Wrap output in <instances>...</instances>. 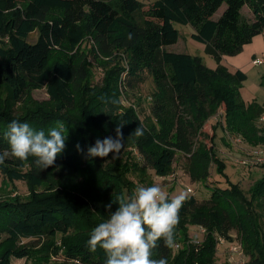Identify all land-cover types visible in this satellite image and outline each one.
Masks as SVG:
<instances>
[{
  "label": "trees",
  "instance_id": "obj_1",
  "mask_svg": "<svg viewBox=\"0 0 264 264\" xmlns=\"http://www.w3.org/2000/svg\"><path fill=\"white\" fill-rule=\"evenodd\" d=\"M145 1L0 0V151L9 148L3 133L13 120L46 134L57 121L68 128L66 149L55 166L39 171L33 158L23 163L9 158L0 165V173L10 181L23 180L30 187L28 199L0 200V264L35 252L42 262L60 251L66 258L63 264H105L102 249L89 251V233L107 219L106 205L111 203L115 211L114 200L133 194L128 179L132 170L145 177L151 168L166 177L177 152H182L194 182L207 180L213 164L226 175L227 164L214 144L197 143L206 122L222 106L226 126L243 132L250 143L264 141L255 123L264 105L242 99L247 73L223 62L224 56L240 54L264 31V0H155L148 7ZM244 6L254 20L243 16ZM176 23L194 28L191 37L205 44V52L217 62L215 69L199 55L168 49L180 37ZM34 32L37 38L31 42ZM124 55L129 64L125 77ZM94 63L106 68L103 84L92 81ZM146 72L153 77L155 91L151 112L143 114L142 97L134 106L124 105L123 99ZM36 87H46L49 101L31 99ZM117 124H123L125 144L120 156L135 147L143 165L121 164L111 160L112 154L87 159L77 151V144L86 153L97 139L115 138ZM138 126L144 136L129 138ZM226 179L228 186L214 187L208 199L187 196L179 212L175 242L180 233L187 239L190 225L206 229L199 250L191 243L198 253L188 248L176 253L174 246L167 248L160 241L153 259L209 264L220 237L232 241L231 231L237 230L248 264H264V175L248 193ZM22 239L38 241L20 244Z\"/></svg>",
  "mask_w": 264,
  "mask_h": 264
},
{
  "label": "rangeland",
  "instance_id": "obj_2",
  "mask_svg": "<svg viewBox=\"0 0 264 264\" xmlns=\"http://www.w3.org/2000/svg\"><path fill=\"white\" fill-rule=\"evenodd\" d=\"M155 0H146L145 4L147 7L151 5ZM226 8V4L218 10L215 18L219 17L221 13ZM242 14L247 20H254L253 12L248 6H244L242 9ZM176 27L180 31V37L177 43L168 46L170 51L174 52H185L191 53L193 55H199L203 58L204 63L211 69L217 67V62L215 59L205 52V44L194 40L191 35L195 32L194 28L190 24L176 23ZM37 38V32L30 35L29 40L35 42ZM252 46L263 47L264 46V31L255 37ZM89 45H86L88 49ZM229 57L225 56L224 64L230 67L232 70H236L233 63L230 61ZM254 59L259 58V60H264V47L262 49H257ZM123 66L126 67V71L123 73L125 77L128 73V59L123 56ZM253 59V60H254ZM255 62V61H254ZM251 61L249 65L244 67V71L247 73V79L243 82L241 87V97L247 103L251 104L257 102L264 105V62L254 63ZM115 61L113 62V64ZM94 67V77L92 79L94 84H103L105 80L106 68L102 65L93 64ZM138 87L133 90H129V94L126 93V97L123 99L124 105L134 106L135 101L142 97V104L140 110L143 109L144 113L151 112L152 99L150 98L152 93L155 91V83L153 77L146 72L144 74V80L139 82ZM31 99L34 101H49V94L46 87H36L31 92ZM224 109L222 106L218 108L217 113L213 115L204 125L201 134L198 137L197 143L200 141L204 142L207 146L211 147L214 144V149L218 157L224 160L227 164L225 173L227 177L233 181L238 182L239 187L247 192L253 186L258 178L264 175V155L258 161L260 163L254 162L250 165L241 164V159L250 158L254 155V150L259 147L264 148V141L259 143H250L243 132H235L226 126L224 120ZM77 114V112H76ZM264 112L261 114L263 115ZM258 133L257 136L263 137L264 135V120L259 117L255 121ZM131 153L128 154V153ZM264 154V153H263ZM139 154L135 147H130L128 150L120 156L118 161L121 164L130 163L132 164L139 162L142 164V160L139 159ZM258 159V157H257ZM240 160V161H238ZM118 161L115 163L117 164ZM216 164L211 166V173L207 180L194 182L188 173V159L187 156L182 152H177L176 159L173 164L172 171L166 177L157 176L154 171L150 168L147 169V174L145 177L134 172L132 170L128 174V179L131 181V191L139 186H151L157 184L162 186L170 197L175 198L181 193H186L187 196L195 195L200 201L208 199L211 195V190L214 187H226L228 186V181L226 175H222L217 172ZM130 188V187H129ZM130 195V194H129ZM128 192H127V196ZM19 197L22 200L28 199L30 197V187L26 181H10L7 177L0 173V200L9 199L14 200ZM264 227V225H263ZM206 229L202 226L190 225L187 230V239H185L184 234H179L178 240L174 243V251L177 253L181 248H188V252L193 250H199L206 240ZM231 235L233 237L232 241H227L220 237L219 245H217L216 256L212 257V261L209 264H248L249 256L246 254L242 235L237 230H232ZM217 237V238H218ZM222 240V241H221ZM31 241H38L33 239H22L20 244H25ZM197 243L195 248L191 243ZM59 243V242H58ZM239 244L242 252L237 254H231L230 251L234 248V245ZM191 245V246H190ZM201 245V246H200ZM196 252L198 253V251ZM187 252V253H188ZM35 255L29 258H15L11 259V264H63L66 260L65 255L62 251L59 254L51 252L50 256L46 259L44 258L42 262H39L40 254L35 252ZM200 260V259H199Z\"/></svg>",
  "mask_w": 264,
  "mask_h": 264
},
{
  "label": "clouds",
  "instance_id": "obj_3",
  "mask_svg": "<svg viewBox=\"0 0 264 264\" xmlns=\"http://www.w3.org/2000/svg\"><path fill=\"white\" fill-rule=\"evenodd\" d=\"M122 127L123 124H117L115 138L97 139L88 146L86 153L79 144L75 147L87 159H104L109 154H112L111 160L119 159L125 148ZM65 132L68 128L62 121H57L47 134L29 123L11 121L3 133L9 148L0 151V165L9 158L21 163L33 158L39 171L55 166L66 149ZM133 136L143 137V127L138 126L129 138ZM186 200V193L170 199L166 190L157 184L137 187L133 194L114 200L118 203L115 211L111 203L105 206L107 219L89 233V251L95 253L98 248L102 249L106 255L105 264H168L166 257L153 259L152 253L160 247V241L167 248L174 246L179 212Z\"/></svg>",
  "mask_w": 264,
  "mask_h": 264
},
{
  "label": "crops",
  "instance_id": "obj_4",
  "mask_svg": "<svg viewBox=\"0 0 264 264\" xmlns=\"http://www.w3.org/2000/svg\"><path fill=\"white\" fill-rule=\"evenodd\" d=\"M257 38V36H256ZM254 40L250 43L245 45L243 51L233 57H229L230 61L233 63L234 67L237 66L239 67V69L244 70V67H246L247 65H249V63L251 61H253V57L256 55V51L257 49H262L263 47H256V46H252ZM225 57V56H224ZM223 62H224V58H223ZM235 67V68H237Z\"/></svg>",
  "mask_w": 264,
  "mask_h": 264
},
{
  "label": "built area",
  "instance_id": "obj_5",
  "mask_svg": "<svg viewBox=\"0 0 264 264\" xmlns=\"http://www.w3.org/2000/svg\"><path fill=\"white\" fill-rule=\"evenodd\" d=\"M259 61H260V63H263L264 62V60H259V58H256V59L253 60L254 63H259ZM260 118H261V120H264V114L261 115ZM263 153H264V148L259 147L256 150H254V155H251L250 158H247L246 159V161H245V159L244 160L241 159V164L250 165V163L257 162L260 158L263 157L262 156V155H264ZM257 157H258V159H257ZM238 161H240V160H238ZM258 163H260V161H258ZM230 252H231V254H237V253L242 252L240 245L239 244L234 245V248ZM242 264H243V262H242Z\"/></svg>",
  "mask_w": 264,
  "mask_h": 264
}]
</instances>
